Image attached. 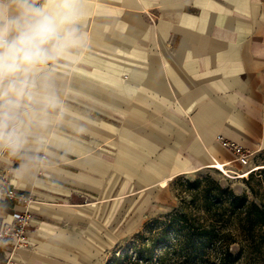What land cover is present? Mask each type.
<instances>
[{"label": "crops", "instance_id": "obj_1", "mask_svg": "<svg viewBox=\"0 0 264 264\" xmlns=\"http://www.w3.org/2000/svg\"><path fill=\"white\" fill-rule=\"evenodd\" d=\"M80 4L82 45L44 66L33 89L60 106L30 104L20 152L0 147V184L32 198L2 204L0 227L31 218L30 246L0 240V264H83L77 248L145 206L162 180L221 161L254 168L218 136L264 148V0Z\"/></svg>", "mask_w": 264, "mask_h": 264}, {"label": "rangeland", "instance_id": "obj_2", "mask_svg": "<svg viewBox=\"0 0 264 264\" xmlns=\"http://www.w3.org/2000/svg\"><path fill=\"white\" fill-rule=\"evenodd\" d=\"M251 154L252 170L237 172L221 161L213 166L216 170L180 176L169 186L167 181L166 189L156 187L150 200L133 215L126 208L123 219L108 222L106 237H93L86 242L88 246L81 244L83 247L77 248L79 261L83 264H215L212 246L191 239V233L187 231L189 224L180 221L177 218L180 214L176 213L193 210L195 217L197 212L204 216L202 203L198 201L199 208L195 209L192 200L201 189L215 184L239 196L246 194L251 199L247 180L252 172L264 169V148ZM250 183L264 189V174L256 173ZM195 223L197 225L198 221ZM231 250L235 254L232 264L250 262L240 254L239 246L233 245Z\"/></svg>", "mask_w": 264, "mask_h": 264}, {"label": "clouds", "instance_id": "obj_3", "mask_svg": "<svg viewBox=\"0 0 264 264\" xmlns=\"http://www.w3.org/2000/svg\"><path fill=\"white\" fill-rule=\"evenodd\" d=\"M83 16L80 0H0V147L10 155L26 142L17 125L24 123L30 104L42 103L45 110L60 106L54 93L37 99L33 89L44 66L82 45Z\"/></svg>", "mask_w": 264, "mask_h": 264}, {"label": "trees", "instance_id": "obj_4", "mask_svg": "<svg viewBox=\"0 0 264 264\" xmlns=\"http://www.w3.org/2000/svg\"><path fill=\"white\" fill-rule=\"evenodd\" d=\"M258 172L262 176L264 169L252 172L247 180L251 199L246 194L239 196L215 184L201 189L192 200L195 209L199 208L198 201L202 203L204 216L197 212L195 217L193 210L176 213L180 214L177 217L180 221L189 224L187 231L191 233V239L212 246L215 264L233 263V245L239 246L240 254L250 261L248 264H264V189L250 183Z\"/></svg>", "mask_w": 264, "mask_h": 264}, {"label": "built area", "instance_id": "obj_5", "mask_svg": "<svg viewBox=\"0 0 264 264\" xmlns=\"http://www.w3.org/2000/svg\"><path fill=\"white\" fill-rule=\"evenodd\" d=\"M217 142L223 149L230 151L234 155L237 163L245 167L251 165L252 154L243 146L229 141L223 136H218ZM5 200H15L19 202H26L27 204L32 202V198L30 196L19 194L14 188H7L5 184H0V209ZM13 218L15 220L13 224H7L0 227V240L11 242L14 248L29 247L30 236L28 229L30 226V214L17 212L13 214Z\"/></svg>", "mask_w": 264, "mask_h": 264}, {"label": "bare ground", "instance_id": "obj_6", "mask_svg": "<svg viewBox=\"0 0 264 264\" xmlns=\"http://www.w3.org/2000/svg\"><path fill=\"white\" fill-rule=\"evenodd\" d=\"M167 181H168V180H162V181L160 182V187H165V186L167 185Z\"/></svg>", "mask_w": 264, "mask_h": 264}]
</instances>
